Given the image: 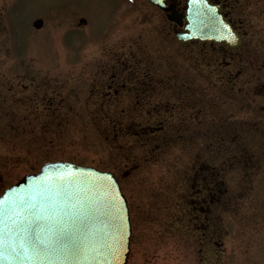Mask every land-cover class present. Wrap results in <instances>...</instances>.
<instances>
[{
  "label": "rangeland",
  "instance_id": "rangeland-1",
  "mask_svg": "<svg viewBox=\"0 0 264 264\" xmlns=\"http://www.w3.org/2000/svg\"><path fill=\"white\" fill-rule=\"evenodd\" d=\"M230 1L235 19L246 24L242 29L254 55L264 59V0ZM35 19H43L42 28L33 27ZM164 23L147 0H0V195L48 162L94 167L115 174L129 201L127 264H264V167L252 187L240 186L249 174L231 169V162L242 152H231L226 139L214 148L204 142L201 166L210 163L223 172L227 205L217 243L201 245L191 198L204 184L192 172L199 162L186 143L167 148L164 141L122 139L121 125L107 120L122 119L134 106V91L130 96L127 90L137 85L136 70L159 77L171 69L194 71L198 52L177 45L174 33V46L166 45ZM253 60L248 74L254 92L262 93L264 70ZM126 77L130 81L121 89ZM104 80L116 81L111 95L99 89ZM116 88L122 94L115 96ZM101 92L110 104H102ZM224 99H217L223 115ZM257 102L259 116L264 95ZM253 120V136L243 149L257 159L264 154V125Z\"/></svg>",
  "mask_w": 264,
  "mask_h": 264
},
{
  "label": "flooded vegetation",
  "instance_id": "flooded-vegetation-1",
  "mask_svg": "<svg viewBox=\"0 0 264 264\" xmlns=\"http://www.w3.org/2000/svg\"><path fill=\"white\" fill-rule=\"evenodd\" d=\"M209 1L217 5L225 19L231 22L241 38V45L231 48L225 43L215 42L177 44L185 49L195 48L198 52L199 58L196 65L191 64V67L195 68L194 71L171 69L163 77H159L160 75L148 73L147 70H136L134 77L137 85L134 86L135 90L133 88L127 90V94L134 91V106L129 109V112L126 113V110L122 112V119H107L109 122L124 126L125 131L131 132L133 126L134 133L132 135L139 142L164 141L162 143L167 148L177 142L186 143V152L193 154L196 162H199L197 166L196 163L193 164L192 172L196 173L197 180L204 184L199 188L200 195L191 198L193 201L191 209L195 212L192 213L195 218L194 229L200 232L201 245L217 243V238L220 235L218 222L221 209L222 206L227 205L226 201L223 203L227 191L221 189L224 181L220 176L223 172L210 163L204 162V167L201 166L202 156L205 153L204 142L210 141L209 148H214L226 139L231 146V152H238V150L242 152L240 154L243 156L233 155L235 160L231 162V169L241 168L245 175L249 174V181L241 183L240 186L252 187L251 183L255 180L259 181L257 177L262 174L260 170L264 167V154H260L257 159L252 155V159L251 156L244 155L247 151L243 149L247 146L248 135L249 137L253 136V130L250 128L253 119L260 126L264 125V110H261L259 116L255 115L258 109L257 98L263 97L264 92H254L253 81L248 74L253 70V57L257 59L258 65L263 70L264 59L254 55L253 49L247 41V32L242 29V27H246V24H243L240 18L235 19L231 1ZM187 3L188 0L167 1L170 8L175 7L181 13H184ZM158 11L165 19V27L162 32L163 41L166 45L173 47L172 33L178 29V26L168 20L167 14L159 9ZM197 68L199 69L197 70ZM199 78L202 85L199 83ZM204 79L208 81L207 86H204ZM109 81L101 82L99 89L102 86L101 90L108 89V94L111 95V89L116 86L114 85L116 81ZM127 81H130V77L121 79V89H126ZM257 87L260 88V86ZM121 89H113L114 95L122 94ZM217 90L218 97H216ZM99 94L105 100L102 104H110L112 100H109L102 92ZM223 97H225L224 100L228 106V111L224 115L219 109L222 101L217 102L218 98L223 99ZM118 102H123V100L120 99ZM107 120L104 121L108 123ZM226 126L228 128H224ZM218 149L217 153L222 149L221 145L218 146ZM253 174L254 176L258 175L254 178Z\"/></svg>",
  "mask_w": 264,
  "mask_h": 264
},
{
  "label": "water",
  "instance_id": "water-1",
  "mask_svg": "<svg viewBox=\"0 0 264 264\" xmlns=\"http://www.w3.org/2000/svg\"><path fill=\"white\" fill-rule=\"evenodd\" d=\"M150 1L167 10L165 2ZM219 12L208 0H191L186 16L173 11L168 17L181 26L183 19L189 21L185 32L176 34L182 42L197 39L239 46L240 37ZM35 26L40 28L43 22L38 20ZM109 176L112 181L106 179ZM0 201L5 202L0 216V253L4 257L0 264H127L130 214L127 199L112 173L69 162L50 163L40 174L25 177ZM22 201L41 217L38 232L45 240L39 255L31 253V260L17 255L18 227L9 219L10 204L20 205ZM13 243L16 252L10 247Z\"/></svg>",
  "mask_w": 264,
  "mask_h": 264
},
{
  "label": "snow or ice",
  "instance_id": "snow-or-ice-1",
  "mask_svg": "<svg viewBox=\"0 0 264 264\" xmlns=\"http://www.w3.org/2000/svg\"><path fill=\"white\" fill-rule=\"evenodd\" d=\"M165 0H157L158 4H163ZM228 31H231L230 29ZM108 181H112V177H106ZM113 193L115 192L114 188H111V185H107ZM4 201H0V216L3 215V204ZM10 215L9 219L13 220L14 225L18 227V236H19V244L18 248L20 249L17 252V255L20 256L23 260H31L33 256L31 253H35L36 255L40 254L41 246L45 244V240L39 234V220L41 217L39 214L34 213L32 209L28 208L26 202H21L20 205L10 204ZM29 217H32L31 219ZM23 218V219H21ZM2 243V241H0ZM13 252L17 251V246L15 243L11 244ZM112 254L115 259H118L115 249L112 250ZM4 257L2 253H0V260Z\"/></svg>",
  "mask_w": 264,
  "mask_h": 264
}]
</instances>
